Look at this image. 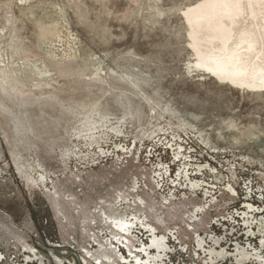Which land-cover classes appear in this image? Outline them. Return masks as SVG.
I'll return each mask as SVG.
<instances>
[{
	"label": "rangeland",
	"instance_id": "obj_1",
	"mask_svg": "<svg viewBox=\"0 0 264 264\" xmlns=\"http://www.w3.org/2000/svg\"><path fill=\"white\" fill-rule=\"evenodd\" d=\"M224 5L0 0V264H264V84L196 64Z\"/></svg>",
	"mask_w": 264,
	"mask_h": 264
},
{
	"label": "bare ground",
	"instance_id": "obj_2",
	"mask_svg": "<svg viewBox=\"0 0 264 264\" xmlns=\"http://www.w3.org/2000/svg\"><path fill=\"white\" fill-rule=\"evenodd\" d=\"M229 1L234 2L236 7L224 5L220 11L221 13H228L229 11H232L235 15V18L233 20L232 19L226 20V23L230 25L232 29V39L228 42H225L224 47L221 48L219 52H216L215 48L213 50L208 51V58L214 65L213 67L207 66L204 62L200 60L196 64L200 66L202 69H204L206 72H208L209 74H220L222 76H231L234 79L241 80L249 84L251 83H256L260 85L264 84V11L260 12L257 18L253 20L250 17H248L246 14V7L244 1H240V0H229ZM251 3L252 5H254V3H256V0H251ZM194 25L197 30L203 32L202 33L203 38L207 41L214 40L213 39L214 34L212 32L216 33L219 32L220 30L219 21L216 19V21L214 22L212 18L210 19L198 18L195 20ZM250 44L252 45L251 49L249 48ZM186 177H188L187 174ZM248 208L251 209L253 207L250 206ZM254 219L258 220V218H254ZM258 223L261 224V221H259ZM137 224L138 221L128 222L127 220H120L117 223V228L119 230L127 232L130 231ZM143 225L145 228H147V224H143ZM105 240H106L105 238L100 240L99 236H96L95 237L96 245H94L93 247L96 246L99 249L105 247L106 250L107 245H105ZM200 243H203L202 239H200ZM148 245H149L148 247L147 245H145L146 247L141 249L142 252L145 253V257L148 259V261L151 260L150 261L151 263L159 264L161 262V256L157 255L154 257L151 253H149V251L150 250L164 251L165 249H168L166 248V244H165V235L153 236L150 244ZM92 249H88L86 252L84 251L86 256L84 255L83 260L86 264H94L89 259L97 261L98 260L97 257H99L100 254L102 253V250L93 252ZM210 252L211 253L215 252V254L216 253L219 254L214 250H210ZM161 254H163V252ZM240 255H244V258H247L250 256V252L242 251L240 252ZM258 257L259 260L261 261L264 260V253L260 252ZM117 262L119 263L118 259ZM146 262L147 261H145V263Z\"/></svg>",
	"mask_w": 264,
	"mask_h": 264
},
{
	"label": "snow or ice",
	"instance_id": "obj_3",
	"mask_svg": "<svg viewBox=\"0 0 264 264\" xmlns=\"http://www.w3.org/2000/svg\"><path fill=\"white\" fill-rule=\"evenodd\" d=\"M261 2L264 3V0H261ZM251 47H252V45L250 44V45H249V48L251 49Z\"/></svg>",
	"mask_w": 264,
	"mask_h": 264
}]
</instances>
